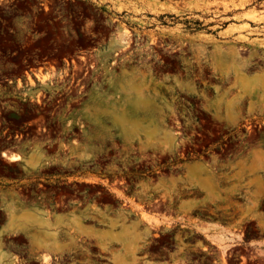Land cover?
Returning a JSON list of instances; mask_svg holds the SVG:
<instances>
[{"label":"rangeland","instance_id":"rangeland-1","mask_svg":"<svg viewBox=\"0 0 264 264\" xmlns=\"http://www.w3.org/2000/svg\"><path fill=\"white\" fill-rule=\"evenodd\" d=\"M211 2L0 0L1 69L18 71L27 55L59 56L68 63L74 51L90 48L97 82L89 95L40 116L39 125L29 128L34 138L19 150L39 151L44 158L26 166L7 158L19 150L3 152L0 180L15 186V197L86 200L95 212L102 205L113 210L116 197H127L158 215L157 229L143 244L145 257L179 264H264V109L246 108L230 122L208 106L226 87L246 88L248 76L255 94L264 96V43L257 40L264 24L248 23L242 40L225 36L240 20L228 1ZM246 7L264 18V0H248ZM96 34L98 44H90ZM45 77L40 79L46 94L53 95L52 75ZM42 95L31 92V103L19 95L10 127L15 130L24 116L37 118L25 105ZM188 128L191 144L201 139L199 146L212 145L206 155L186 156ZM41 137L49 141H38ZM61 178L87 184H63ZM185 200L197 204L190 221L177 213ZM3 214L0 210V222ZM218 231L228 237L223 253L213 240ZM78 242L74 264H113L94 245ZM1 249L10 253L7 264H69L47 253L30 263L27 245L12 236Z\"/></svg>","mask_w":264,"mask_h":264},{"label":"crops","instance_id":"crops-1","mask_svg":"<svg viewBox=\"0 0 264 264\" xmlns=\"http://www.w3.org/2000/svg\"><path fill=\"white\" fill-rule=\"evenodd\" d=\"M211 1L207 0L209 4L213 3ZM226 1L233 5L234 14L238 16L240 22L227 28L223 35L233 37L239 35L237 39L242 40L244 37L241 34L246 32L248 23L264 24V18L260 13L246 7L248 0ZM257 40L264 43V36ZM245 80L246 88H240L238 91V87L235 90L226 87L219 93L218 98L208 104L214 115L231 122L234 115L237 117L238 112L246 108L248 111L264 109V96L259 97L255 94L252 77L248 76ZM227 94L235 96L227 99L225 98ZM256 151L253 149L252 157ZM17 152L15 154L18 156L17 160H10L9 156L7 158L12 163L20 165L30 166L35 159L45 157V154L39 151ZM192 165L189 164L186 168L189 180ZM61 179L63 184H87L70 178ZM15 191V186L8 179L0 180V210L4 212L3 221L0 222V249L4 238L9 236L20 238L29 249L27 260L30 263L37 256L47 253L55 259L69 260V264H74L78 261L74 258L79 252L80 238L109 256L113 264H179L175 259L162 262L143 256V244L149 240L150 232L157 229L155 222L159 219L155 212L140 209L141 203H132L127 197H116L114 201L117 208L112 210L109 205H102L95 212L93 203L86 200L79 202L22 200L15 197ZM196 206L197 204L190 200H185L177 213L185 215L187 221H190V212ZM9 254L8 251L1 249L0 264L9 262Z\"/></svg>","mask_w":264,"mask_h":264},{"label":"flooded vegetation","instance_id":"flooded-vegetation-1","mask_svg":"<svg viewBox=\"0 0 264 264\" xmlns=\"http://www.w3.org/2000/svg\"><path fill=\"white\" fill-rule=\"evenodd\" d=\"M98 36L100 34L92 35L90 44H98ZM93 50L87 48L74 51V59H71L68 63L59 56L50 59L51 56L39 54L25 56L23 62L15 67L18 68V71L1 69L0 66V110L2 111L0 113V149L3 150L0 152V157H2L4 151L19 150L32 141L34 136L29 135V128L39 125L37 122L40 116L57 114L71 107L70 105L77 103L78 99L89 95L91 90L97 86L94 78L95 72L91 71L93 67L92 63H90L94 57V54H92ZM64 62L68 66L66 73L63 72ZM5 67L3 66L2 68ZM50 69L54 71L52 72ZM64 73V79L62 81L58 80L59 75ZM46 75H52L53 84H55L53 86V95L46 94L45 88L47 84L41 80L46 79ZM49 84L53 85L52 82H49ZM40 91L43 93L41 101L35 100L33 105H25L27 109H34L33 114L37 115V118L29 120L24 116L20 124L15 125L16 129L14 130L10 126L17 119L14 117V113L10 112H14L15 108H17L14 105L19 104L16 101L19 99L18 96H24L22 102L31 103L33 100L30 97V93H39ZM79 104L82 105L83 103ZM189 106L187 114L191 116L192 105L189 104ZM4 126L6 127L4 128ZM188 131L190 133L187 135L189 140L186 156L202 157L206 155L212 145L207 147L199 146L201 139H197L194 144H191L192 135L190 128H188ZM262 135H264V132H262ZM196 136L201 138L200 134H196ZM37 140L49 141L44 137L37 138ZM251 143H253V140Z\"/></svg>","mask_w":264,"mask_h":264},{"label":"bare ground","instance_id":"bare-ground-1","mask_svg":"<svg viewBox=\"0 0 264 264\" xmlns=\"http://www.w3.org/2000/svg\"><path fill=\"white\" fill-rule=\"evenodd\" d=\"M194 6V5H193ZM173 11V10H172ZM129 31V30H128ZM128 31H124L125 32V34H127L128 33ZM128 43V42H127ZM132 90H137V88L136 87H132ZM126 94V93H125ZM4 155V154H3ZM10 160H17L18 159V156L17 155H11V156H9L8 157ZM204 226V225H203ZM205 227V226H204ZM152 228V227H151ZM207 229H209V230H213V229H211V228H207ZM216 230H218V229H216ZM213 240H215L214 242H217L218 243V247H220V249L222 248V245H224L226 242H227V240H228V237H227V235L225 234V233H223V232H221V231H218V233L214 236V238H213ZM222 250V252L221 253H223L224 252V250L223 249H221ZM47 261V260H46Z\"/></svg>","mask_w":264,"mask_h":264}]
</instances>
